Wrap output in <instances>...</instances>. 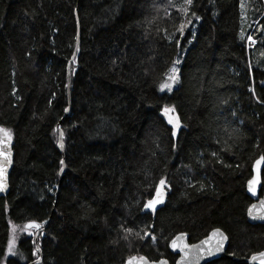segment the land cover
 <instances>
[{"label": "trees", "instance_id": "1", "mask_svg": "<svg viewBox=\"0 0 264 264\" xmlns=\"http://www.w3.org/2000/svg\"><path fill=\"white\" fill-rule=\"evenodd\" d=\"M245 1L252 46L241 0H0V124L14 149L0 264L10 222L39 228L6 264L173 263L175 234L195 242L214 227L229 243L206 264L264 248L245 192L264 155V0ZM178 57V86L160 92ZM161 186L153 217L142 205Z\"/></svg>", "mask_w": 264, "mask_h": 264}, {"label": "water", "instance_id": "2", "mask_svg": "<svg viewBox=\"0 0 264 264\" xmlns=\"http://www.w3.org/2000/svg\"><path fill=\"white\" fill-rule=\"evenodd\" d=\"M77 17V16H76ZM79 44V36L77 34L76 46L73 52V55L70 59V62L73 60L76 50ZM70 62L68 63V89L70 83ZM260 86L263 88L264 95V78L260 81ZM69 105L66 108L65 115L69 113ZM161 115L164 117H173L174 115H165V112H161ZM0 129H5L4 126L0 124ZM8 132V130H7ZM9 133V132H8ZM62 130H59L58 135V146L60 150L64 151V142L62 138ZM10 134V133H9ZM62 145V146H61ZM4 155H7L8 160L4 162ZM264 157L263 154H260L256 157L252 163L251 171L252 174L250 178L246 181L245 192L252 199V202L248 205L246 210V217L249 223L251 224H264V187H262V171L264 168V161H261L260 164H257L258 160ZM14 160V149H13V138L10 134V138L7 136L0 135V166L3 167V172L0 173V197L8 194L9 186V174L13 166ZM62 165L60 167L59 173L60 177L63 176L64 171V160H62ZM258 180V183H255L250 186L249 181ZM250 187L253 189L250 191ZM157 198V191L147 199L142 205V210L144 212L150 213L153 217L155 216L157 210L165 203L167 198V192L164 187L160 188V203L156 204L154 208H146L145 204L149 201ZM255 206V207H253ZM251 209V212H250ZM229 238L226 233L219 227L212 228L207 235L195 242L188 241V234L186 232H179L175 234L168 242L169 251L173 254H176V259L171 263L167 258H160L158 260H150L145 255H132L124 261L123 264H206L207 262L220 258L226 255V249L228 247ZM36 247V238H35ZM175 244V246H173ZM217 244L220 245V250H216ZM209 249L211 251L209 252ZM261 253H264V248L260 251L250 254L245 260L248 264H261L262 257ZM253 257H256L253 259ZM238 260V259H236ZM41 261V255H39L35 262Z\"/></svg>", "mask_w": 264, "mask_h": 264}, {"label": "rangeland", "instance_id": "3", "mask_svg": "<svg viewBox=\"0 0 264 264\" xmlns=\"http://www.w3.org/2000/svg\"><path fill=\"white\" fill-rule=\"evenodd\" d=\"M240 8H241V19H242V27H243L242 28V34L247 39V36L252 31L253 25H252V20H251L250 15H249V11H248V4H247V2L245 0H241ZM253 37L255 38V36H253ZM177 61H179V63H180L181 59L179 57L176 58L172 68L175 66L178 69L179 63H178V65H176ZM170 75H172L171 70L168 73V75L166 76V78L158 84V90L160 92L166 91V92L170 93L175 87L178 86L179 77H178V82H176L175 84L172 85V90L171 91H169L168 89L161 90V85L166 84V83H171V81L169 80V76ZM177 75H178V73H177ZM24 225L25 224H16V223H13V222L9 223V237H8V242H7V245H6V250H5V253H4V257L2 259V264H6V259L9 256L15 254V252L17 250L18 241L22 237L23 233H26V234L30 233L31 229L29 227H27L29 224L26 226V228L24 227ZM10 242H11V244H10ZM10 247H11V250H10Z\"/></svg>", "mask_w": 264, "mask_h": 264}, {"label": "snow or ice", "instance_id": "4", "mask_svg": "<svg viewBox=\"0 0 264 264\" xmlns=\"http://www.w3.org/2000/svg\"><path fill=\"white\" fill-rule=\"evenodd\" d=\"M191 2H192V0H186V3L189 4V5L191 4ZM185 11H186V9H185ZM185 26H186V25H181V27H180V29H179V31H180L181 33L183 32V28H184ZM176 63H179V61H177ZM171 72H172V75L169 76V80L171 81V83H166V84L161 85V90L168 89L169 91H171V90H172V85L175 84L176 82H178V75H177V73H178V69L174 66V67L171 69ZM65 111H67V109H65ZM164 111H165V115H168V113H169L170 111H174V109H168V108H165ZM168 122H169L170 124H173L174 127H179V120H178V118H173V117L169 116ZM174 134H175V133H174ZM0 135L7 136V137L10 138V134H9V133L7 132V130H5V129H0ZM61 135H62V133H61ZM61 146H62V145H61ZM7 160H8L7 155H4V162L6 163ZM261 161H264V157H262L261 160H258V161H257V164H260ZM61 163H63V162H61ZM2 172H3V167L0 166V173H2ZM258 182H259L258 180H253V181H249V184H250V186H251V185H253V184H255V183H258ZM164 183H165V181H164L163 179H161V181H160V185H164ZM251 190H253V189L250 187V191H251ZM159 196H160V189L157 188V198H156V199H153V200H151V201H149L147 204H145V207H146V208H154L156 204L160 203ZM253 207H255V206H253ZM250 212H251V209H250ZM27 227H35V228H39V225H38V224H35V223H32V224L28 225ZM128 231H130V230H128ZM10 244H11V242H10ZM173 246H175V244H174ZM10 250H11V247H10ZM216 250H217V251L220 250V245H219V244H217V246H216ZM210 251H211V249H209V252H210ZM260 255H261V257H262L261 264H264V253H261ZM255 258H256V257H253V259H255ZM162 264H163V262H162Z\"/></svg>", "mask_w": 264, "mask_h": 264}, {"label": "built area", "instance_id": "5", "mask_svg": "<svg viewBox=\"0 0 264 264\" xmlns=\"http://www.w3.org/2000/svg\"><path fill=\"white\" fill-rule=\"evenodd\" d=\"M248 42L249 43L251 42V45H252L253 43H255V40L251 36H249L248 37Z\"/></svg>", "mask_w": 264, "mask_h": 264}, {"label": "flooded vegetation", "instance_id": "6", "mask_svg": "<svg viewBox=\"0 0 264 264\" xmlns=\"http://www.w3.org/2000/svg\"><path fill=\"white\" fill-rule=\"evenodd\" d=\"M176 259V258H175Z\"/></svg>", "mask_w": 264, "mask_h": 264}]
</instances>
